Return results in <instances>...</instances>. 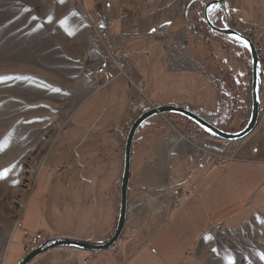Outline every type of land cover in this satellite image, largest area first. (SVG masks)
<instances>
[{
	"label": "crops",
	"instance_id": "crops-1",
	"mask_svg": "<svg viewBox=\"0 0 264 264\" xmlns=\"http://www.w3.org/2000/svg\"><path fill=\"white\" fill-rule=\"evenodd\" d=\"M109 1L118 15L112 33L117 39L122 37L132 57L129 75L109 82L101 77L93 93L54 139L46 158L49 177L45 185L34 187L27 201L21 227L13 233L6 264H19L36 235L47 240L108 242L120 213L127 125L153 106L186 104L189 112L219 127L229 117L231 104L223 97L226 84L217 70L228 68L234 81L243 87L251 83L252 61L245 45L230 41L235 51L228 53L221 39L205 42L203 35L187 22L185 16L190 17L188 10L195 0ZM222 11L234 21L237 30L253 35L259 56L264 57V0H225ZM99 19L95 6V20ZM155 51L158 59L151 60ZM158 61L170 74L164 79L155 72ZM197 79L207 80L217 89V96L212 94L200 105L190 100L180 103L165 94L167 88H179ZM258 89L262 113L254 138L256 154L248 148L241 159L224 168L216 160L203 157L201 167L189 170L191 154L188 148L178 146L183 141L181 133L176 131L178 136L170 137V122L183 125L185 130L195 124L178 115L153 117L134 140L132 200L129 199L124 233L115 249L97 252L60 247L43 253L30 264H206L199 247L208 234L240 231L256 219H264V68ZM178 154L187 158V185L175 184L170 173L172 158ZM105 181L112 185H88ZM169 186L189 187L183 190L191 196L178 211H168V217L164 216L162 198Z\"/></svg>",
	"mask_w": 264,
	"mask_h": 264
},
{
	"label": "rangeland",
	"instance_id": "rangeland-1",
	"mask_svg": "<svg viewBox=\"0 0 264 264\" xmlns=\"http://www.w3.org/2000/svg\"><path fill=\"white\" fill-rule=\"evenodd\" d=\"M211 1L214 0L202 2L199 15L202 23L206 24L204 9ZM95 6V0H0V264L7 263L5 259L13 233L21 226L23 211L34 187L45 185L49 177L46 158L51 144L72 113L97 86L85 76L91 64L89 54L94 27L99 22L95 20ZM202 26L200 34L205 42L218 37L225 43L223 46L228 53L235 51L232 43L237 40L215 33L207 25ZM258 53L261 55L260 51ZM151 56V60L158 59V51ZM261 60L264 62V57ZM155 69L163 79L170 75L164 65L159 66V61ZM249 78L251 83L248 82L247 87L235 82V92L227 85L223 89V97L230 101L231 109L222 126L233 133L241 132L251 116L250 73ZM187 82L179 88H167L165 94L172 95L180 103L190 100L200 105L209 101L212 94L217 96V89L205 79ZM234 111L235 119L228 126ZM170 126L171 138L177 132L185 136L179 147L188 148L191 155L202 151L205 159L212 157L213 160L217 153L241 159L248 148L255 147L258 129L257 126L252 134L239 141H227L228 148L222 150L220 145L226 140L205 137L196 125L188 130L173 122ZM186 163L183 154L172 158L170 173L175 184L187 185ZM88 185L112 184L105 181ZM110 193L108 188L106 194ZM90 194L95 201L94 189ZM164 197L162 201L168 202ZM119 199L121 201V194ZM129 199L132 200L131 194ZM94 210H97L96 203ZM165 212L164 216L169 217L172 211L165 209ZM199 255L206 264H264V219H256L240 231L211 232L201 242Z\"/></svg>",
	"mask_w": 264,
	"mask_h": 264
},
{
	"label": "water",
	"instance_id": "water-1",
	"mask_svg": "<svg viewBox=\"0 0 264 264\" xmlns=\"http://www.w3.org/2000/svg\"><path fill=\"white\" fill-rule=\"evenodd\" d=\"M224 1L225 0H214L209 2L204 9V20L207 26L215 33L229 38H233L243 43L244 45L246 43V47L250 52L252 61V110L250 119L246 127L239 133H227L220 130L217 126L210 124L195 113H191L189 111H186L182 107L177 106H153L149 110L142 112L139 117L132 123L127 137L124 159V172L121 185L120 213L117 228L111 239L104 244H92L88 242H80L69 239L48 240L42 245H40L38 248H36L33 252L27 254V256L22 259L19 264H30L34 259L42 255L43 253L60 247H70L97 252L107 251L116 247L117 243L119 242L124 233L127 223L129 211L130 183L132 176L134 140L142 126L153 117L159 115H178L194 123L200 130L205 132L207 135L229 142H236L241 139H244L255 131L262 113L258 89L260 56L254 41L251 38L247 37L244 33L240 32L237 29L231 28L228 24H225L223 27H219L213 23L211 14L213 11L218 12L222 10Z\"/></svg>",
	"mask_w": 264,
	"mask_h": 264
},
{
	"label": "built area",
	"instance_id": "built-area-1",
	"mask_svg": "<svg viewBox=\"0 0 264 264\" xmlns=\"http://www.w3.org/2000/svg\"><path fill=\"white\" fill-rule=\"evenodd\" d=\"M96 7L100 19L94 27L95 36L93 37L91 52L89 54L91 64L87 67L85 76L98 84L100 81L99 79L103 76L106 77V82L112 81L123 75L128 76L132 57L129 51L123 46L122 37L117 39L112 33V29L115 26L118 16L112 2L109 0H96ZM211 17L215 25H217L218 22L221 23L220 25H217L219 27L228 24L224 12H222L221 15L219 14V11L213 12ZM186 40L187 39H185V42ZM134 104L136 105L137 103ZM181 107L186 111H191L189 105L185 104ZM130 126L131 123L127 125V129ZM195 127L197 130H200L197 126ZM210 138L214 139V137ZM257 152L258 147L255 146L252 149V153L256 154ZM204 155V152L189 155L188 169L192 170L201 167ZM213 158L217 161L218 166L222 168L235 160L227 154L222 155L220 153L214 155ZM190 196L191 193L188 191H184L176 186H169L166 190V199L168 202H165L163 206H165V209H168V211H174L180 207L183 202L189 200ZM46 241L48 240L42 235H36L26 248L27 254L33 252Z\"/></svg>",
	"mask_w": 264,
	"mask_h": 264
},
{
	"label": "trees",
	"instance_id": "trees-1",
	"mask_svg": "<svg viewBox=\"0 0 264 264\" xmlns=\"http://www.w3.org/2000/svg\"><path fill=\"white\" fill-rule=\"evenodd\" d=\"M202 2H203V0H195L192 4H191V6H190V8H189V13H191L190 14V17H188V15H186L185 16V18L187 17V22L189 23V24H191V25H193L194 26V28H195V30H196V32L198 33V34H200L201 32H202V28H203V26L202 25H207V24H205V23H202L201 21H200V19H199V15H200V11H201V6H202ZM226 20H227V23H228V25L231 27V28H233V29H236V24L234 23V21L230 18V17H227L226 18ZM201 29V30H200ZM247 37H249V38H251L253 41H254V43H255V45L257 46V41L256 40H254V38H253V35H251V34H249V33H246L245 34ZM264 62L261 60V58H260V66H259V79H258V86L260 85V81H261V74H262V71H263V68H264V64H263ZM219 68V67H218ZM218 74H219V78L221 79V80H223L224 82H225V84L227 85V86H229V88L231 89V90H233L232 92H235V81H234V79H233V77H232V72L228 69V68H223V69H221V68H219L218 70ZM261 103V102H260ZM234 113H235V111L231 114V119L229 120V123H228V126H230L231 125V123L234 121ZM246 127V126H245ZM244 127V128H245ZM220 130H222V131H224V132H227V133H233V132H230L229 130H228V127L227 128H224V126H222V125H220L219 127H218ZM196 133H198V132H196ZM200 134H202L203 136H205V137H211V136H209V135H207L205 132H203V131H200Z\"/></svg>",
	"mask_w": 264,
	"mask_h": 264
},
{
	"label": "bare ground",
	"instance_id": "bare-ground-1",
	"mask_svg": "<svg viewBox=\"0 0 264 264\" xmlns=\"http://www.w3.org/2000/svg\"><path fill=\"white\" fill-rule=\"evenodd\" d=\"M223 12V11H222ZM212 16V15H211ZM136 102V101H135ZM181 117V116H180ZM179 137L181 138V139H184L185 138V136L183 135V134H179ZM195 140H198V139H195ZM202 144H204L203 142H202ZM228 146H229V143L228 142H226V141H224L221 145H220V148L223 150V149H225V148H228ZM219 148V149H220ZM204 151V150H203ZM202 152V151H201ZM199 153V152H198Z\"/></svg>",
	"mask_w": 264,
	"mask_h": 264
},
{
	"label": "snow or ice",
	"instance_id": "snow-or-ice-1",
	"mask_svg": "<svg viewBox=\"0 0 264 264\" xmlns=\"http://www.w3.org/2000/svg\"><path fill=\"white\" fill-rule=\"evenodd\" d=\"M153 31H155V29H153ZM237 39H239V38H237ZM245 46H247L246 43H245Z\"/></svg>",
	"mask_w": 264,
	"mask_h": 264
}]
</instances>
